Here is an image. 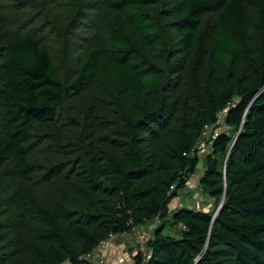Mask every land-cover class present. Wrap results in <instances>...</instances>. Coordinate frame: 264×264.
I'll list each match as a JSON object with an SVG mask.
<instances>
[{"label":"trees","instance_id":"1","mask_svg":"<svg viewBox=\"0 0 264 264\" xmlns=\"http://www.w3.org/2000/svg\"><path fill=\"white\" fill-rule=\"evenodd\" d=\"M102 1L100 42L60 36L74 15L61 51L31 31L0 39V178L13 164L20 181L16 208L0 192V264H94L151 223L134 264H264V0ZM40 2L36 18L61 24L70 0ZM219 118L199 179L215 207L171 210Z\"/></svg>","mask_w":264,"mask_h":264},{"label":"rangeland","instance_id":"2","mask_svg":"<svg viewBox=\"0 0 264 264\" xmlns=\"http://www.w3.org/2000/svg\"><path fill=\"white\" fill-rule=\"evenodd\" d=\"M93 5L96 9L93 13H87L84 7H80V4L70 0L68 3L61 5L60 10L62 15L60 19H63L61 24L54 22L43 23L42 18H36L39 15L37 12L38 4H41L40 0H0V39L2 41L10 42L14 36L15 31H31L45 36L52 46L61 51V45L59 43L58 31L59 27H65L71 20V15H74L73 22L68 26L67 33L63 32L60 36L64 38H70L77 36L80 38V42H87L84 38L88 35L93 36L88 42H100L105 37L106 22L108 18H112V11H109L102 0H94ZM74 2V3H73ZM78 10V15L76 12ZM6 14V16H1ZM79 31L77 34L76 32ZM74 35H73V34ZM76 34V35H75ZM56 35V36H55ZM55 36V37H54ZM63 70H67L69 67L66 63L60 62ZM221 123V118H219ZM218 129L210 128L204 131L199 145L198 152L201 155L200 163L195 173L190 177L188 184L185 188L179 191V196L174 198L170 204V209L174 210L182 206L191 207L195 209L211 210L215 207L216 203L212 200L199 185V179L203 172V159L204 156L210 150V137L215 130H223L225 126L217 125ZM3 127L0 125V133ZM227 129V128H226ZM53 133L52 127H41L38 131L39 136L35 137L37 140L33 141L31 158L38 161L42 157V153H38L40 142ZM5 173L0 178V192L5 197V203L16 208L17 196L15 195V189L20 184L19 177L17 175V169L12 164L4 169ZM155 224L147 225V229H153ZM165 234H174V231L170 227H166ZM121 240L114 241L109 240V248L106 250V262L105 264H123V261L127 264L132 262L133 257L132 250L136 247V239L130 233L124 236ZM109 251L111 253H109ZM121 259L123 261L121 262Z\"/></svg>","mask_w":264,"mask_h":264},{"label":"built area","instance_id":"3","mask_svg":"<svg viewBox=\"0 0 264 264\" xmlns=\"http://www.w3.org/2000/svg\"><path fill=\"white\" fill-rule=\"evenodd\" d=\"M156 227V224L155 226ZM184 225H180V228H184ZM131 233L135 236L136 239V247L132 250V257L134 258L139 253H142V255L145 258H149L151 256V250H150V241L153 238V231L148 230L146 227L143 226H134L132 228ZM111 240V239H110ZM109 239L104 240L101 245L95 250L92 257H89V259L94 264H105L106 262V250L109 248ZM123 259H121V262ZM123 264H127L123 261ZM130 264H134V261L132 259V262Z\"/></svg>","mask_w":264,"mask_h":264},{"label":"crops","instance_id":"4","mask_svg":"<svg viewBox=\"0 0 264 264\" xmlns=\"http://www.w3.org/2000/svg\"><path fill=\"white\" fill-rule=\"evenodd\" d=\"M124 236H126V235H122V236H118L117 238H115L116 240H121L122 241V238H125ZM113 241H114V239H113ZM112 252V251H111ZM110 251H109V253H111Z\"/></svg>","mask_w":264,"mask_h":264}]
</instances>
